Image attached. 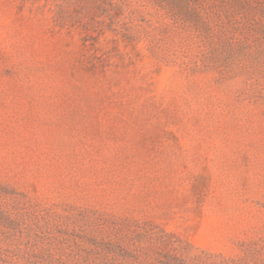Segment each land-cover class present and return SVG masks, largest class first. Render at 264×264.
<instances>
[{
	"label": "rangeland",
	"instance_id": "374dc122",
	"mask_svg": "<svg viewBox=\"0 0 264 264\" xmlns=\"http://www.w3.org/2000/svg\"><path fill=\"white\" fill-rule=\"evenodd\" d=\"M0 264H264V0H0Z\"/></svg>",
	"mask_w": 264,
	"mask_h": 264
}]
</instances>
